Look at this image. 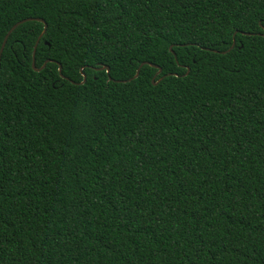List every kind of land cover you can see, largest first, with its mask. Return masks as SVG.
<instances>
[{
	"label": "trees",
	"instance_id": "16d2710c",
	"mask_svg": "<svg viewBox=\"0 0 264 264\" xmlns=\"http://www.w3.org/2000/svg\"><path fill=\"white\" fill-rule=\"evenodd\" d=\"M262 17L0 0V264H264Z\"/></svg>",
	"mask_w": 264,
	"mask_h": 264
},
{
	"label": "water",
	"instance_id": "95a60500",
	"mask_svg": "<svg viewBox=\"0 0 264 264\" xmlns=\"http://www.w3.org/2000/svg\"><path fill=\"white\" fill-rule=\"evenodd\" d=\"M30 20H35V21H38V22H41V23H43V24H45L44 23V21L42 20V19H40V18H28V19H23V20H21V21H18V22H16L14 25H12L11 26V28L8 30V32L6 33V35H5V37H4V40H3V42H2V44H1V47H0V55H1V53H2V50H3V47H4V44H5V41H6V39H7V37H8V35L18 26V25H20V24H22V23H24V22H26V21H30ZM262 36H264V33L262 34ZM37 44H38V42H37V40H36V43H35V45H34V47H33V50H32V60H31V68L34 70V71H40L41 69H43V67L45 66V63L46 62H50V60H46L39 68H36L35 67V64H34V54H35V50H36V46H37ZM233 45H234V43L232 42V45L230 46V48L228 49V50H226V51H222V52H219V51H216V50H212L213 52H215V53H221V54H224L225 52H227V51H229L232 47H233ZM169 50L171 51V47H169ZM150 65L148 62H142L139 66H138V68L136 69V71H135V74H134V76L132 77V78H130V79H128V80H126V81H130V80H132V79H135L137 76H138V74H139V70H140V68H141V66L142 65ZM153 67H155V68H157V72L155 73V75H157V74H159V72H160V69L157 67V66H153ZM98 68L100 69V70H105V72L106 73H108L109 72V68H108V66H103V65H100V66H98ZM97 68H95V70H96ZM187 71H188V68H187ZM58 72H59V75L62 77V75H61V66H60V64H58ZM138 72V74H136ZM82 81L80 82L81 84L82 83H84V81H85V75L84 74H82ZM118 82H120V81H118ZM121 82H125V81H121ZM151 83L153 84V85H156L157 84V82H155L154 81V79H152L151 80Z\"/></svg>",
	"mask_w": 264,
	"mask_h": 264
},
{
	"label": "snow or ice",
	"instance_id": "6c2138e0",
	"mask_svg": "<svg viewBox=\"0 0 264 264\" xmlns=\"http://www.w3.org/2000/svg\"><path fill=\"white\" fill-rule=\"evenodd\" d=\"M258 23H259L260 29H264V17L259 18ZM38 26L40 27L41 30L37 33V35L35 37L37 42H39L41 38H44L45 33L47 32V25L46 24L40 23ZM232 39H233V43H235V39L234 38H232ZM96 71H100V69L97 68ZM136 74H138V72Z\"/></svg>",
	"mask_w": 264,
	"mask_h": 264
}]
</instances>
